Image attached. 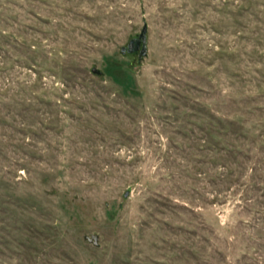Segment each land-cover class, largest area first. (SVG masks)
I'll list each match as a JSON object with an SVG mask.
<instances>
[{
  "label": "rangeland",
  "instance_id": "obj_1",
  "mask_svg": "<svg viewBox=\"0 0 264 264\" xmlns=\"http://www.w3.org/2000/svg\"><path fill=\"white\" fill-rule=\"evenodd\" d=\"M0 264H264V0H0Z\"/></svg>",
  "mask_w": 264,
  "mask_h": 264
},
{
  "label": "water",
  "instance_id": "obj_2",
  "mask_svg": "<svg viewBox=\"0 0 264 264\" xmlns=\"http://www.w3.org/2000/svg\"><path fill=\"white\" fill-rule=\"evenodd\" d=\"M135 50H139L138 58H142L146 54V26L144 25L136 38L131 39L127 46L121 48V53L126 52H134ZM95 72L98 70L94 69ZM127 196V193H125ZM89 242H92L94 245L97 244L98 237L96 235H92L87 238Z\"/></svg>",
  "mask_w": 264,
  "mask_h": 264
}]
</instances>
